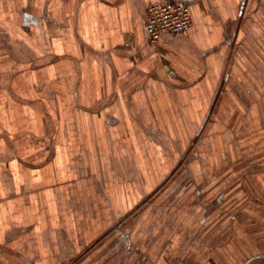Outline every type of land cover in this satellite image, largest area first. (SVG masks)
Here are the masks:
<instances>
[{
	"label": "crops",
	"instance_id": "1",
	"mask_svg": "<svg viewBox=\"0 0 264 264\" xmlns=\"http://www.w3.org/2000/svg\"><path fill=\"white\" fill-rule=\"evenodd\" d=\"M156 1L0 0V264H115L174 148L261 117L264 0H170L192 27L152 42Z\"/></svg>",
	"mask_w": 264,
	"mask_h": 264
},
{
	"label": "rangeland",
	"instance_id": "2",
	"mask_svg": "<svg viewBox=\"0 0 264 264\" xmlns=\"http://www.w3.org/2000/svg\"><path fill=\"white\" fill-rule=\"evenodd\" d=\"M258 113L251 120L243 111L238 120L230 110L226 120L207 122L220 132L219 145L205 133L174 148L181 151L174 169L120 221L131 222L132 246L112 244L104 256L115 264H264V110Z\"/></svg>",
	"mask_w": 264,
	"mask_h": 264
},
{
	"label": "built area",
	"instance_id": "3",
	"mask_svg": "<svg viewBox=\"0 0 264 264\" xmlns=\"http://www.w3.org/2000/svg\"><path fill=\"white\" fill-rule=\"evenodd\" d=\"M192 27L191 8L188 2L160 0L149 4L147 32L152 42H158L166 33H185Z\"/></svg>",
	"mask_w": 264,
	"mask_h": 264
}]
</instances>
